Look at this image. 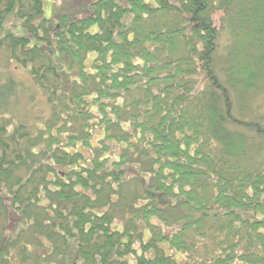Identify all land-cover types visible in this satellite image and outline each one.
Returning a JSON list of instances; mask_svg holds the SVG:
<instances>
[{"label": "trees", "instance_id": "obj_1", "mask_svg": "<svg viewBox=\"0 0 264 264\" xmlns=\"http://www.w3.org/2000/svg\"><path fill=\"white\" fill-rule=\"evenodd\" d=\"M0 255L264 264V0H0Z\"/></svg>", "mask_w": 264, "mask_h": 264}, {"label": "rangeland", "instance_id": "obj_2", "mask_svg": "<svg viewBox=\"0 0 264 264\" xmlns=\"http://www.w3.org/2000/svg\"><path fill=\"white\" fill-rule=\"evenodd\" d=\"M221 16H222V14L219 13V14H217L216 17H215V20H216L218 26H220V18H221ZM16 76L19 77V78H21L22 80L28 79L27 76H26V74H24L23 71H21V70L19 71V73L16 74ZM97 135H99V133H98ZM13 225H14V221L11 223V227H13ZM12 252H14V253L16 254L15 251H12ZM17 254H18V253H17ZM18 257H19V256L16 255V256H15V259H12V260H11V263H12V264H19V259H18Z\"/></svg>", "mask_w": 264, "mask_h": 264}, {"label": "water", "instance_id": "obj_3", "mask_svg": "<svg viewBox=\"0 0 264 264\" xmlns=\"http://www.w3.org/2000/svg\"><path fill=\"white\" fill-rule=\"evenodd\" d=\"M0 264H1V255H0Z\"/></svg>", "mask_w": 264, "mask_h": 264}]
</instances>
